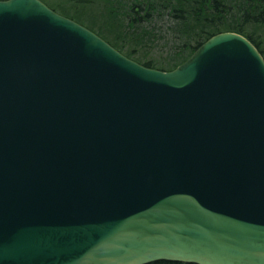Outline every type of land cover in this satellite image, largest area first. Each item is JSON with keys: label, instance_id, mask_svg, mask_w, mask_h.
Instances as JSON below:
<instances>
[{"label": "water", "instance_id": "water-1", "mask_svg": "<svg viewBox=\"0 0 264 264\" xmlns=\"http://www.w3.org/2000/svg\"><path fill=\"white\" fill-rule=\"evenodd\" d=\"M264 264V59L234 32L171 71L40 0L0 1V264Z\"/></svg>", "mask_w": 264, "mask_h": 264}, {"label": "trees", "instance_id": "trees-1", "mask_svg": "<svg viewBox=\"0 0 264 264\" xmlns=\"http://www.w3.org/2000/svg\"><path fill=\"white\" fill-rule=\"evenodd\" d=\"M41 1L58 14L82 24L64 11L56 10L45 0ZM101 1L104 9L101 12L103 27L94 30L91 26L82 25L124 56L145 67L161 71L173 70L208 38L220 32H234L244 36L264 58V0ZM74 4L83 10H99L97 0H75ZM258 30L263 34L256 33ZM154 37H168L178 42L168 59L162 63L145 59L142 55L135 57L134 49H125V39L139 43ZM150 264L189 263L157 261Z\"/></svg>", "mask_w": 264, "mask_h": 264}, {"label": "rangeland", "instance_id": "rangeland-1", "mask_svg": "<svg viewBox=\"0 0 264 264\" xmlns=\"http://www.w3.org/2000/svg\"><path fill=\"white\" fill-rule=\"evenodd\" d=\"M48 4L53 6L58 11H64L67 15L73 16L85 26H91L94 30L103 27V16L101 14L104 9L103 2L101 0H97V9H87L83 10L80 7L75 6V0H45ZM94 10V12H92ZM97 11V13H96ZM81 24V25H82ZM83 25V26H84ZM256 33L263 34L261 30L256 31ZM110 37V36H109ZM112 39V37H110ZM122 39V38H121ZM153 39V40H152ZM148 40H144L139 43H134L129 39H125V49H134L135 57L141 56L145 59H153L159 61V63L164 62L168 59L169 55L172 53V50L177 47V43L166 37L164 39L161 38H152ZM120 43V42H119ZM121 44V43H120Z\"/></svg>", "mask_w": 264, "mask_h": 264}]
</instances>
